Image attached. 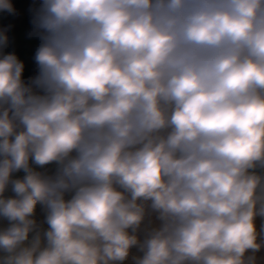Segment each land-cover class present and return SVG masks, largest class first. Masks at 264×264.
Wrapping results in <instances>:
<instances>
[{
    "label": "clouds",
    "instance_id": "9594fccd",
    "mask_svg": "<svg viewBox=\"0 0 264 264\" xmlns=\"http://www.w3.org/2000/svg\"><path fill=\"white\" fill-rule=\"evenodd\" d=\"M0 264H264V0H0Z\"/></svg>",
    "mask_w": 264,
    "mask_h": 264
}]
</instances>
